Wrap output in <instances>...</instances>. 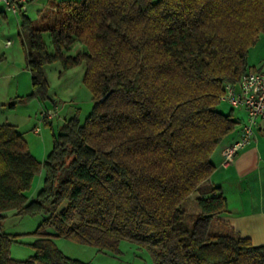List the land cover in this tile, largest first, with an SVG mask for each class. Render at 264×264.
Listing matches in <instances>:
<instances>
[{"label":"trees","instance_id":"trees-1","mask_svg":"<svg viewBox=\"0 0 264 264\" xmlns=\"http://www.w3.org/2000/svg\"><path fill=\"white\" fill-rule=\"evenodd\" d=\"M24 12L29 95L46 97V64L84 63L93 105L82 122L76 113L63 122L43 160L15 124L0 123V220L8 210L47 213L27 259L11 257L0 235V264H88L55 236L99 250L125 239L145 246L151 264H264V244L209 232L229 211L219 187L196 197L191 228L183 206L238 122L218 107L225 84L254 70L247 54L264 35V0H60L38 24Z\"/></svg>","mask_w":264,"mask_h":264},{"label":"rangeland","instance_id":"rangeland-1","mask_svg":"<svg viewBox=\"0 0 264 264\" xmlns=\"http://www.w3.org/2000/svg\"><path fill=\"white\" fill-rule=\"evenodd\" d=\"M58 1L60 0H27V10L24 14L38 24L42 15L49 13L52 5ZM20 18V12L15 14L0 2V123L9 122L17 125L30 151L37 158L42 159L52 147V128L54 133H57L63 118H68L75 113L82 122L91 110L93 100L91 91L82 82L84 63L63 69L59 61L46 64L44 67L48 82L46 97L42 99L29 95L32 88L31 76L25 61L27 41L19 29ZM47 37L45 34V41ZM5 40H10V44L6 46ZM79 47V44L73 45L70 53H75ZM259 52V46L258 48L252 46L248 51L247 61L252 64V61L257 60ZM253 64L256 65V63ZM54 103L57 106L53 107ZM44 104H49L51 110L56 108V116L50 122L40 117L41 106ZM218 108L224 113H228L231 109L225 101L220 102ZM68 111L72 113H67ZM232 112L236 118L241 113V109L233 108ZM37 127L40 132L36 134L32 130ZM262 137L264 138V134ZM219 149L220 147L216 151ZM43 176L44 172H38L35 175L30 189L26 192L28 199L37 195L43 185ZM231 195L236 197V191H231ZM196 196L198 195L195 193L183 202V206L187 209L186 222L190 228L199 217ZM228 210L226 214H230L229 205ZM46 216V212L21 215L14 210L5 212L0 220V235L5 234L11 238L9 245L11 257L24 260L33 254L31 243L36 238L34 231ZM47 230L54 231L52 227ZM208 230L209 232L226 231L217 219L210 221ZM54 241L65 255L88 264H151L152 262L151 255L145 246L125 239L120 241L117 250H99L92 244L78 242L64 236H55Z\"/></svg>","mask_w":264,"mask_h":264},{"label":"crops","instance_id":"crops-1","mask_svg":"<svg viewBox=\"0 0 264 264\" xmlns=\"http://www.w3.org/2000/svg\"><path fill=\"white\" fill-rule=\"evenodd\" d=\"M258 46L260 50L257 55L258 58L256 61H252L253 63H256V65L248 62L250 69H258L264 65V35L260 36L256 44L253 45V47L257 48ZM48 105L49 104H44L41 106L42 109L40 110V117L42 111L50 110V106ZM55 105L56 104L54 103L53 107ZM54 109L56 111V108ZM239 109H241V113L236 116L238 121L236 127L224 139L219 151H216L212 157L214 169L211 175L206 181L200 184L198 189L193 192L190 197L195 193L198 196L207 195L211 191V187H219L223 196L226 198L231 211L230 214H223L217 221L223 225L224 229L233 230L240 233L242 236L249 237L253 244H263L264 138L262 136L264 134V122L259 121L258 126L255 128L253 139L249 144L238 151L235 155L234 161L228 167L224 168L220 165L222 159L221 150L223 146L239 137L242 123L246 118L245 109L243 107ZM67 113L71 114L72 112L68 111ZM55 116L56 113H54L51 118L46 120V122H50V120L52 121ZM66 119L67 118H63L59 128ZM32 131L37 134L40 132V129L36 132L35 128H33ZM53 133L54 131L52 128V135ZM45 156L46 154L42 159H38L43 160ZM42 172L44 171L40 170V173ZM231 191H236V197H233L232 195L230 196ZM245 194H247V197L244 198ZM245 206L247 207L246 209Z\"/></svg>","mask_w":264,"mask_h":264},{"label":"built area","instance_id":"built-area-1","mask_svg":"<svg viewBox=\"0 0 264 264\" xmlns=\"http://www.w3.org/2000/svg\"><path fill=\"white\" fill-rule=\"evenodd\" d=\"M0 2L15 14L27 10V0H0ZM4 44L9 45L10 40H5ZM221 100L227 102L232 108L243 107L246 111V118L242 123L239 137L223 146L221 150L220 165L225 168L234 161L238 151L253 139L259 121L264 122V65L248 71L238 85L225 84ZM54 113L55 109L44 110L41 117L49 119ZM38 130V127L35 128L36 132Z\"/></svg>","mask_w":264,"mask_h":264},{"label":"water","instance_id":"water-1","mask_svg":"<svg viewBox=\"0 0 264 264\" xmlns=\"http://www.w3.org/2000/svg\"><path fill=\"white\" fill-rule=\"evenodd\" d=\"M107 95H108V93H106L103 97H101V100H104Z\"/></svg>","mask_w":264,"mask_h":264}]
</instances>
